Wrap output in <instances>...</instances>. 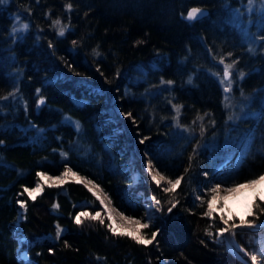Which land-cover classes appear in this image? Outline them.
I'll return each instance as SVG.
<instances>
[{
	"label": "trees",
	"instance_id": "trees-1",
	"mask_svg": "<svg viewBox=\"0 0 264 264\" xmlns=\"http://www.w3.org/2000/svg\"><path fill=\"white\" fill-rule=\"evenodd\" d=\"M263 1L0 4V264H25L23 252L35 264H247L218 234L219 215L203 213L214 184L230 187L264 172ZM195 6L208 15L186 19ZM17 16L30 27L13 34ZM56 19L67 25L63 36ZM221 57L235 61L230 93ZM173 105L181 106L179 123ZM149 160L166 177H183L174 193L152 181ZM65 164L127 216L149 222L156 197L144 230L149 238L159 230L153 244L112 234L107 211L75 179L45 185L35 201L24 192L38 172L57 176ZM81 211H100L104 223L77 225ZM253 211L250 220L264 221V212ZM237 238L250 253L264 252V231Z\"/></svg>",
	"mask_w": 264,
	"mask_h": 264
},
{
	"label": "snow or ice",
	"instance_id": "snow-or-ice-1",
	"mask_svg": "<svg viewBox=\"0 0 264 264\" xmlns=\"http://www.w3.org/2000/svg\"><path fill=\"white\" fill-rule=\"evenodd\" d=\"M253 0H249V4L251 5ZM6 3V0H0V4ZM67 9H71L72 5L69 3L66 5ZM200 15H203V11L200 8H192L187 12L186 19L188 20H195ZM16 20L19 21L20 17L17 16ZM53 25L57 27L58 29V35L63 36L65 31L67 30V25H62L61 21L59 19L54 20ZM30 27L28 23H21L19 25V30H26ZM13 34L18 33V28L13 27L12 28ZM75 44L76 42L73 41ZM96 55H99L96 50H93ZM251 51V49H250ZM232 53H228V56H231ZM220 63L223 64V77L224 81H227V86L224 88L225 93H230L232 90V80H231V74L232 69L234 68L235 61L233 63H224V58L221 57ZM245 77V73L243 71L239 72V78L242 80ZM191 79V78H190ZM224 81H221L222 83ZM168 84H172L173 81H167ZM37 93L40 92V89L36 90ZM243 95V93H241ZM2 99L7 100L8 97H3ZM226 96V100H227ZM45 102V98L41 97L40 100L37 101V106L39 107L40 104ZM173 108L176 112V122L179 123V115L181 112V106L180 105H173ZM125 117L131 116V113H123ZM69 120V122L73 123L75 128L77 130L80 129L81 125L79 121H71V118H66ZM200 120H203V117H199ZM232 117H229V120H231ZM201 131L203 132V126H201ZM150 139V137H144L140 140V143L143 144L145 140ZM3 141H0V144H2ZM65 158L67 157V153L62 154ZM187 171V169H186ZM147 172L150 175L152 181L157 184L158 186L161 185V182L166 181L168 187H165L163 189L166 193H174L177 189V187L181 184L183 177H177L176 179H170L163 175L159 170H154L151 160L148 161L147 164ZM205 176L208 175L207 172L204 173ZM37 176L39 177L38 182L36 183V186L34 188H28L24 187L23 190L25 193H27L28 197L35 201L37 196L41 194L44 190L45 185L48 186H61L64 185L69 181V179H75V182L85 185L89 192H91L97 200H99L100 205L103 207L104 210L107 211V219L110 221L107 224L108 229L111 231L114 235H120V236H127L131 238L133 241L140 245L148 246L153 244V241L156 239L158 235V230L153 231L151 233V237L149 238L147 233L144 232L145 229H148L150 227V220L151 215L146 213L147 220L149 222H141L140 219H136L132 216H126L123 213H120L119 219L116 215L113 214L112 210L108 207V203H110V198L107 194L101 195L102 189L100 185L96 184L94 181L86 178L81 177L77 172H74L71 167L68 166V164H65L64 171L58 175V176H50L46 172H38ZM23 187V186H22ZM222 184L216 183L214 184L210 189H208L209 193V199L206 201L207 203V209L204 211L203 215L205 217L213 218L214 213H219L220 221L225 225V227H222L218 229V234H223L226 232H230L234 230L237 225L233 222L230 223V221H234V218L238 216L239 219V226H253V221L249 220V216L255 215L253 209L258 208L260 212H264V208L260 207V202H264V173L259 174L255 178L248 179L245 182L242 183H233L232 186L223 188L222 194ZM243 197V212L237 213L235 211H232V209L229 207L228 201L230 200H236L238 197ZM197 199L201 200V203H205L203 197H197ZM152 200L155 202L156 205L160 204V201L156 199V197H152ZM17 203L20 205V208L25 209L27 208V204L23 200H18ZM176 206V202L172 201V208ZM54 208H58V204L53 205ZM172 208H169L168 211L171 212ZM150 212V210H149ZM84 219H91L99 221L101 224L104 223L105 217L102 216L100 211L95 212V214H92L88 211H81L78 212L74 218V222L79 225L83 222ZM63 229L60 228L59 225H57V238H59L60 234L62 233ZM206 231H208L206 229ZM208 234L211 235L212 233L208 231ZM51 251V249H50ZM264 255V252L261 253ZM25 260V264H31L30 261H27L26 256L23 258ZM252 264H257V255L251 256Z\"/></svg>",
	"mask_w": 264,
	"mask_h": 264
},
{
	"label": "water",
	"instance_id": "water-1",
	"mask_svg": "<svg viewBox=\"0 0 264 264\" xmlns=\"http://www.w3.org/2000/svg\"><path fill=\"white\" fill-rule=\"evenodd\" d=\"M192 8H200L202 11H203V15H200L197 19L199 18H203L205 17L206 15H208L209 13V10L205 7H198V6H195V7H192ZM191 8V9H192ZM264 228V221H261L259 223H253V226L252 227H249V226H239V224H237V227L230 231V232H226L224 233L225 234V239H226V243L228 245L229 242H234V239L237 241V243L239 242L237 237H236V232L238 231H249V232H257L261 229ZM158 233H159V230H158ZM158 236V235H157ZM157 238V237H156ZM233 238V239H232ZM240 243V242H239ZM234 246V245H233ZM235 247V246H234ZM243 247V246H242ZM228 249L230 251H232L237 257H239L241 260H243L245 263L247 264H252V261H251V256L252 255H257L256 253H250L245 247H243V251L238 254L236 251H234L233 249H231L229 246H228ZM263 257V260H264V255H262Z\"/></svg>",
	"mask_w": 264,
	"mask_h": 264
},
{
	"label": "rangeland",
	"instance_id": "rangeland-1",
	"mask_svg": "<svg viewBox=\"0 0 264 264\" xmlns=\"http://www.w3.org/2000/svg\"><path fill=\"white\" fill-rule=\"evenodd\" d=\"M264 2V1H263ZM21 23H23L21 20H19V21H17V23H16V27L18 28V30H19V25L21 24ZM21 31V30H20ZM223 79V81H224V77H222ZM225 85H227V81H224L223 82ZM50 176H53V175H50ZM58 176V175H57ZM80 176V175H79ZM140 178V175L139 174H135V179L136 180H138ZM74 179V178H73ZM161 186H163V187H168V185H167V182L166 181H163V182H161ZM35 187V186H34ZM34 187H32V188H34ZM223 188H226V186L225 185H222V189ZM150 199H152V197L150 198ZM228 204H229V207L232 209V211H235V212H237V213H241L242 214V212H243V204H244V201H243V197L241 196V197H238L236 200H230V201H228ZM148 214L149 215H151V217H153L154 216V208H155V202H151V204H148ZM149 210H150V212H149ZM218 215H219V213H217ZM250 217V216H249ZM249 217H248V219H249ZM250 220V219H249ZM252 221V220H251ZM141 222H144V221H142L141 220ZM235 223L236 225L237 224H239V219H238V216L236 217V218H234V221H230V223ZM259 222H261V221H253V223H259ZM262 231H264V228L263 229H261V230H259V231H257V232H262ZM238 232H248V231H238ZM238 232H236V237H237V233ZM221 237L223 238V240L226 242V239H225V234L223 233V234H221ZM26 238L25 237H23L22 238V240H25ZM238 239V238H237ZM239 241V240H238ZM240 242V241H239ZM227 244V243H226ZM228 246V245H227ZM246 248V247H245ZM255 253H260V252H255ZM253 254V253H252ZM23 257H25L26 256V258H27V261H30L31 262V264H35V263H32V261H31V259H30V257H29V255H28V253L27 252H23Z\"/></svg>",
	"mask_w": 264,
	"mask_h": 264
},
{
	"label": "bare ground",
	"instance_id": "bare-ground-1",
	"mask_svg": "<svg viewBox=\"0 0 264 264\" xmlns=\"http://www.w3.org/2000/svg\"><path fill=\"white\" fill-rule=\"evenodd\" d=\"M145 155V154H144ZM154 168V167H153ZM154 170H157L156 168H154ZM262 173H264V172H262ZM261 173V174H262ZM258 176V175H257ZM255 178V177H254ZM246 181V180H245ZM245 181H243V182H245ZM242 183V182H241ZM102 189V188H101ZM222 191V194H224L223 193V189L221 190ZM105 194V192L102 190V192H101V195L103 196ZM108 207L112 210V212H113V214L114 215H116L117 216V218L119 219V215H120V213H122L120 210H118L115 206H114V204L111 202V200H110V203H108ZM125 215V214H124ZM127 216V215H126ZM137 219V218H136ZM233 239V238H232ZM235 247H234V246ZM228 246L231 248V249H233L234 251H236L238 254H240L243 250V245L241 244V243H237V241L234 239V242L232 243V242H229L228 243ZM243 246V247H242ZM257 254V264H264V260H263V257H262V254L261 253H256ZM241 255V254H240Z\"/></svg>",
	"mask_w": 264,
	"mask_h": 264
}]
</instances>
